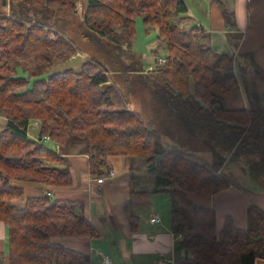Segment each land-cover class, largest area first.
Wrapping results in <instances>:
<instances>
[{
    "label": "trees",
    "instance_id": "1",
    "mask_svg": "<svg viewBox=\"0 0 264 264\" xmlns=\"http://www.w3.org/2000/svg\"><path fill=\"white\" fill-rule=\"evenodd\" d=\"M79 2L82 37L104 59L89 57L79 70L43 72L42 64L64 62L75 54L74 42L55 28L53 16L75 12ZM218 5L224 23L233 25V13ZM0 6L6 8L0 11V117L5 120L0 127V220L8 228V264L87 263L84 254L51 242L54 236L95 233L82 203L44 194L26 197L19 207L16 201L23 199L24 190L12 183L28 179L70 185L64 154L76 146L87 154L91 175L106 172L110 156L144 160L153 175V191L169 197V228L187 253L176 256L174 264L264 259V210L250 205L253 226L239 229L228 216L217 232L213 208L191 200L189 193L228 188L229 180L217 174L221 162L210 164L175 146L162 147L158 133L167 130L170 120L190 134L203 132L232 155L256 156L247 165L249 176L264 178V62L254 57L250 67L256 79L246 76L249 106L231 108L226 95L239 89L234 58L211 47L202 25L189 24L184 0H0ZM138 16L158 30L157 47L164 43L166 50L163 62L157 59L151 68H144L131 49ZM31 62L32 73L27 69ZM19 70L34 78L32 86ZM135 82L155 106L154 124L128 106L125 87ZM33 123L35 136L28 131ZM44 136L49 143L42 141ZM123 210L135 230L138 216L131 200Z\"/></svg>",
    "mask_w": 264,
    "mask_h": 264
},
{
    "label": "crops",
    "instance_id": "2",
    "mask_svg": "<svg viewBox=\"0 0 264 264\" xmlns=\"http://www.w3.org/2000/svg\"><path fill=\"white\" fill-rule=\"evenodd\" d=\"M214 9L216 13V8L211 4L205 17L206 28L203 27L209 33L211 47L215 51L225 53L223 34L217 32L224 29L222 14L214 16L215 27L210 25V15ZM187 14L193 16L191 7H187ZM233 26L232 30L242 29L236 22ZM257 44V41H251L241 46L240 50H251L257 47ZM255 55L257 61L262 64L264 55L262 56L259 51ZM225 99L231 108L247 106L242 89L226 95ZM56 150H58L57 147ZM64 155L68 161L72 183L70 185L42 184V195H49L51 199L56 200L81 202L82 214L92 224L95 233L54 236L51 237L52 243L84 254L86 264H160L161 261H165V264H174L176 256L187 255L186 251L179 246L180 237L171 232L169 222L163 223L162 217L156 211L155 202L160 193L153 191V177L147 172L139 157L125 155L108 157L107 169H112L114 175L107 176V170H105L106 172L100 175H104V180L98 183L96 179L100 176L90 174L88 156L84 152H79L78 146L71 151L66 149ZM243 177L238 182L233 181L228 188L214 194L191 193V196L189 195L191 200L213 208L217 232L222 229L225 218L228 216L239 229L251 227L247 213L250 205L255 204L264 210V181L253 179L245 173ZM256 181H259V184H256ZM130 200L133 211L138 216L137 226L133 231L123 210V204ZM155 214L160 216V222L153 221ZM8 251V228L0 220L1 264H8ZM105 256L111 258V263L103 262ZM254 264H264V259L256 258Z\"/></svg>",
    "mask_w": 264,
    "mask_h": 264
},
{
    "label": "rangeland",
    "instance_id": "3",
    "mask_svg": "<svg viewBox=\"0 0 264 264\" xmlns=\"http://www.w3.org/2000/svg\"><path fill=\"white\" fill-rule=\"evenodd\" d=\"M184 2L186 3L187 7H191L193 11V16L190 15L191 22H189V24H199L204 26L205 28V17L206 14H208V8L209 6H211V4L217 10L216 13H214L215 9L211 11L210 25L212 27H215L214 16L216 14H222L218 3H222L224 9L230 12H232V8L234 6V0H209L208 2L207 0H184ZM81 4V2L77 3L76 11L73 13L60 11L58 14H55V16H53V20L56 22L55 28L59 31L60 29L63 30L65 36L69 40L74 42L73 45L76 46L74 51L75 54L71 55L69 59L64 62H57L58 60H55L53 61L54 65L42 64L41 66H43V72L49 73L51 71H59L65 68H73L74 70H79L81 69L82 62L89 57L95 56L97 58L104 59V57H102L103 54L101 52H98V50L94 47V44L85 42V38L82 37L85 35L84 33L81 34L84 30L81 22V12L83 8ZM247 8L248 16L245 27H243L241 30L238 28L232 30L235 22V18L233 16V25L224 23V29L217 32L223 34L222 36L226 46L225 53L234 58V69L239 81V89H242L246 104L247 106H249V101L245 92L246 76H250L253 79H256L254 69L253 67H250V65L254 57L257 60L255 54L258 51L262 56L264 55V0H248ZM1 10H6V8L0 6V11ZM224 22H226V20H224ZM251 41H257L258 46L251 48V50H240L241 46ZM158 43V30L154 27H150L149 25H145L143 23L142 17L138 16L135 22V35L132 41L131 49L135 52L136 58H139L144 68H147L149 66L154 67L156 63L155 61L157 59H164L166 55L164 43H161V45L157 47ZM154 49L157 50L156 53L153 52ZM246 53H249V55ZM122 60L129 63L128 59ZM36 64L38 63L36 62ZM32 67V62L27 65V69L30 71V73H32ZM40 71L41 68H39L38 72ZM18 75L26 77L29 81L28 83L30 85L33 84L34 78L30 77L26 71L19 70ZM243 76L245 78V82ZM118 80L120 86L124 88V83L121 82L120 79ZM125 89L127 93L128 106L132 110L138 112L146 123L154 124L153 116L155 114H153V111L155 109V106L151 104L146 89L141 84L136 82L133 86H126ZM236 91H238V89ZM154 119L156 120L155 116ZM4 122V118L0 117V127L3 126ZM36 125V123H33L28 130L31 136L36 135ZM158 133L162 140V147L163 145L175 146L184 151L191 152L192 154L201 158L203 161L210 164L221 162L220 169L217 174L229 180L230 185L233 181L238 182V180L243 179L244 173L248 176V163L256 162L258 159L256 156L252 157V155L247 154L232 155V150L229 151L225 149L226 146L222 144L221 141L217 139L211 140L210 138L205 139L206 136H204V133L200 131L195 132L194 134H190L173 120H170V123H168V128L166 131L158 130ZM52 146L53 149H56L55 145L52 144ZM57 148L59 147L57 146ZM142 163L144 164V167L146 169V163L144 162V160H142ZM149 174L151 175V177H153L151 173ZM148 176L149 175H147V177ZM262 180L264 181V178L260 179V181ZM13 184L22 187V189L24 190L23 199L16 201V205L19 207H22V205L24 204V199L26 197H29V195H42V183L40 182L24 179L14 181ZM256 184H259V181H256ZM189 195L191 196V193H189ZM158 196L159 197L155 202V205L157 207L156 211L162 217L163 223H166L165 221L169 222V197L166 193H160ZM249 222L250 224H252L250 220Z\"/></svg>",
    "mask_w": 264,
    "mask_h": 264
},
{
    "label": "clouds",
    "instance_id": "4",
    "mask_svg": "<svg viewBox=\"0 0 264 264\" xmlns=\"http://www.w3.org/2000/svg\"><path fill=\"white\" fill-rule=\"evenodd\" d=\"M247 3L248 0H234L232 13L238 27L243 28L247 21Z\"/></svg>",
    "mask_w": 264,
    "mask_h": 264
},
{
    "label": "built area",
    "instance_id": "5",
    "mask_svg": "<svg viewBox=\"0 0 264 264\" xmlns=\"http://www.w3.org/2000/svg\"><path fill=\"white\" fill-rule=\"evenodd\" d=\"M158 61L163 62V58H159ZM148 68H151V66H149ZM42 141L43 142L49 141V136H44L42 138ZM113 175H114V171L112 169H108L107 170V176L112 177ZM96 180L98 183H101L104 180V176H100ZM153 221L159 222L160 218L155 214L153 216ZM103 262L104 263H111V258L109 256H105V257H103ZM0 264H1V261H0ZM160 264H165V261H161Z\"/></svg>",
    "mask_w": 264,
    "mask_h": 264
}]
</instances>
